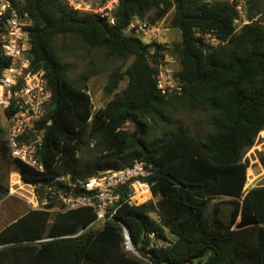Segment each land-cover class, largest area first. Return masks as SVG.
<instances>
[{"label":"trees","instance_id":"1","mask_svg":"<svg viewBox=\"0 0 264 264\" xmlns=\"http://www.w3.org/2000/svg\"><path fill=\"white\" fill-rule=\"evenodd\" d=\"M24 1L32 68L46 71L52 89V123L41 151L45 172L11 159L0 125V199L9 194L4 177L11 170L36 184L61 173L88 179L145 159L153 164L157 201L122 204L102 227L93 224L90 207L29 208L0 228V264H264V185L244 190L249 163L243 160L264 131V26L249 14L250 23L237 30L239 13L227 0H120L115 25L65 0ZM148 15L152 24L170 15L181 33L168 52L181 65L182 95L167 98L157 87L166 47L129 30L134 18ZM68 34L111 56L134 58L127 70L110 74L104 86L110 99L97 111L88 77L73 82L55 46ZM7 64L0 54V73ZM175 99L201 105L210 131L195 135L169 117ZM151 123L165 128L155 134ZM91 141L93 149L84 152ZM125 230L135 252L125 247Z\"/></svg>","mask_w":264,"mask_h":264},{"label":"built area","instance_id":"2","mask_svg":"<svg viewBox=\"0 0 264 264\" xmlns=\"http://www.w3.org/2000/svg\"><path fill=\"white\" fill-rule=\"evenodd\" d=\"M65 1L75 10L98 14L108 24H116L114 13L120 0ZM227 1L234 4L239 13L235 22L239 25L237 30L250 23L249 19H241L245 7L243 0ZM31 25L24 0H0V54L8 60L0 73V108L7 121L5 139L12 160L45 172L41 151L46 126L52 123L48 117L52 89L46 71L32 68V38L28 29ZM129 30L145 43L158 42L166 47L156 75L157 87L167 98L181 95L183 85L176 76L180 69L173 65L177 59L168 52L171 46L159 33L160 28L148 20L134 18ZM14 175L9 194L23 198L30 209L59 212L90 207L96 214L93 224L100 227L105 221L114 220L122 204L138 206L154 199L153 184L149 180L153 175V164L145 159H137L132 166L99 172L88 179L61 173L48 182L32 184L23 181L17 171ZM246 185L249 187L247 182ZM249 189L244 188L245 191ZM125 238L128 249L134 250L127 230Z\"/></svg>","mask_w":264,"mask_h":264},{"label":"rangeland","instance_id":"3","mask_svg":"<svg viewBox=\"0 0 264 264\" xmlns=\"http://www.w3.org/2000/svg\"><path fill=\"white\" fill-rule=\"evenodd\" d=\"M244 1L243 14L241 19H249V14L253 16V20L264 26V0L251 3L249 0ZM170 15L156 23L160 28L159 33L163 39L168 42L171 48L176 42L180 40V31L170 26ZM145 20L150 21L149 15ZM239 26V25H237ZM55 46L60 52L63 60L70 64L71 70L69 73L70 79L82 85L84 83L83 77L87 76L86 87L91 95L93 101V111H97L103 107L110 97L104 93V86L110 76L115 71H125L132 64L134 58L129 57L126 59L114 57L100 47H90L80 37L76 35H60L55 39ZM170 59V57H168ZM174 67L178 70L181 69L180 62L176 60L173 63ZM126 85L124 81L120 88ZM182 95V94H181ZM166 114L173 119H180L190 127V130L195 135H204L210 131L209 114L201 105L191 106L188 102L181 99L173 100V106L170 107ZM0 125L6 129L7 121L4 118L3 110L0 108ZM152 130L155 134H159L165 125L162 123H151ZM127 130L133 131L134 127L130 124L126 126ZM95 142L91 141L84 149V152H89L93 149ZM245 161L249 163L247 172L246 190L248 188L264 185V133L257 136L255 143L252 147L246 150L244 157ZM15 170H11L4 177L5 182L10 188L11 177L15 176ZM13 174V175H12ZM248 187V188H247ZM151 201H157L154 197ZM215 200H212L208 206L211 210ZM223 216L228 217L230 206L226 203L222 204ZM29 204L19 196H12L10 194L0 199V228L13 222L16 218L21 216L29 209ZM52 213H56L53 211ZM127 250L128 246L125 244ZM135 252L134 250H132Z\"/></svg>","mask_w":264,"mask_h":264},{"label":"water","instance_id":"4","mask_svg":"<svg viewBox=\"0 0 264 264\" xmlns=\"http://www.w3.org/2000/svg\"><path fill=\"white\" fill-rule=\"evenodd\" d=\"M128 235H129V239H130V241H131V243H132V240H131V237H130V234H129V232H128Z\"/></svg>","mask_w":264,"mask_h":264},{"label":"crops","instance_id":"5","mask_svg":"<svg viewBox=\"0 0 264 264\" xmlns=\"http://www.w3.org/2000/svg\"><path fill=\"white\" fill-rule=\"evenodd\" d=\"M181 34V33H180ZM180 39H181V36H180Z\"/></svg>","mask_w":264,"mask_h":264}]
</instances>
